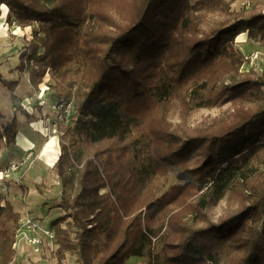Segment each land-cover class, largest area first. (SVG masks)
<instances>
[{"label": "trees", "instance_id": "16d2710c", "mask_svg": "<svg viewBox=\"0 0 264 264\" xmlns=\"http://www.w3.org/2000/svg\"><path fill=\"white\" fill-rule=\"evenodd\" d=\"M235 1L0 0L8 22L32 29L17 69L35 89L52 75L51 100L73 105L54 165L63 188L48 208L60 210L50 222L57 264L67 254L78 264H264V62L241 72L250 57L236 46L247 32L264 47V11L235 10ZM72 67L82 72L73 94L64 86ZM19 83L0 73L16 109L35 120ZM191 98L230 107L188 126ZM18 134L16 117L2 124L0 152ZM171 174L177 183L159 193ZM7 186L0 264H21L22 216Z\"/></svg>", "mask_w": 264, "mask_h": 264}, {"label": "rangeland", "instance_id": "374dc122", "mask_svg": "<svg viewBox=\"0 0 264 264\" xmlns=\"http://www.w3.org/2000/svg\"><path fill=\"white\" fill-rule=\"evenodd\" d=\"M197 0H190L191 3L196 2ZM254 6L259 8V9H264V3H251L250 0H236L233 4L232 7L235 10H245L246 13L250 11V9ZM0 12L2 14H7L9 9L6 5H1L0 6ZM6 19V20H5ZM17 25L15 23H10L7 21V17L4 18V22L1 25L0 30L4 32L5 36H9L11 39L10 45L0 43V73L4 76L6 80H14V81H20L17 89L15 90V94L19 99L22 101L20 102V105L26 109L29 113H33V115L36 117L34 121H43L44 124V117H49L53 118L54 116V110H52V106L56 104V102L52 101L51 96L53 95V92L55 91L53 89V86H55L57 83V79H54L52 75H47L44 79L43 84L40 86L39 89H35L30 82V77L29 73L23 72L20 73V71L17 69V67L20 64V55L21 52L23 51L26 43H29L32 40V35L31 31L32 29L30 27L28 28H21L23 29V32L19 29H17ZM18 30V32H16ZM15 32L23 37L22 40L18 41V45L20 47H17V50L15 53H4L2 49H9L12 46H16V38L17 36L14 35ZM257 46V51L251 54L249 51L245 53L244 55L249 58V61H247L241 68V72H248L250 70L255 71V72H260L262 64L264 62V47L260 44H256ZM243 48L246 46L242 45ZM247 49V48H246ZM251 54V55H250ZM15 61V62H14ZM16 63V64H15ZM18 63V64H17ZM7 64L6 68H3L4 65ZM17 65V66H16ZM73 69L71 72H69L68 77L66 78V82L64 83L65 89L71 91L73 94L76 90V88L80 85L81 80H82V72L79 71L76 67H72ZM191 106L193 107V110L191 111V114L189 116V119L187 121L188 126H193V125H199L202 123L203 120H206L208 118H216L220 116L224 111H226L227 108L230 107V105H225L220 108H202L197 106V102L195 99H190ZM0 126L2 124H5L6 122L11 121L14 117L17 118L18 123L23 124L22 129L23 132H29V129L27 128L26 125H29L30 120L33 119H28L25 115H23L19 110L16 109L14 106L12 99L10 97V94L8 90L0 84ZM171 122L174 123L175 125L180 122L179 119V113L178 111L176 114H174L171 117ZM29 121V122H28ZM25 123V125H24ZM31 123V122H30ZM45 126V124H44ZM66 125L65 126H59V130L62 128V130H66ZM20 128V125H19ZM57 137V135L53 136ZM63 137V139H61ZM61 139V149L63 144H68L69 138L66 136V132H63L62 136H59ZM15 147V146H14ZM10 149V148H9ZM5 149H3L0 152V161L2 160V153L4 152ZM6 151L9 152L7 149ZM34 155L33 153L28 154V158ZM30 156V157H29ZM2 164V173L5 175V171L8 170L10 166H5L3 162H0ZM29 170L32 171L34 166H37L36 162L31 163ZM14 165V164H13ZM47 165V164H46ZM258 168H263L262 165L257 164L255 165ZM47 167V166H46ZM76 167L75 165L71 166L70 169H68V175H72V173L76 172ZM41 169V168H40ZM42 170V169H41ZM44 170V169H43ZM47 174H45V177H40V180L37 181H29L26 180L24 181L28 185V190L29 188H33L36 190L35 192H38L42 197L44 198H53L55 195L60 196L62 192V180L61 178L57 175L56 169L50 168L44 170ZM11 173V172H10ZM9 173V174H10ZM31 173V172H30ZM24 176V175H23ZM44 178V179H42ZM23 179H20V181ZM37 183V184H36ZM177 183L176 178L173 174H171L167 179L162 180L159 182V193H162L167 190V188L172 185ZM77 181L75 180L74 187H76ZM30 186V187H29ZM6 189V188H5ZM26 190V189H24ZM6 192V191H5ZM74 193V192H73ZM29 194V191H28ZM28 194H25V191L23 193V197L25 201H27ZM26 195V196H25ZM37 196V195H36ZM8 199H11V193L10 191L7 194ZM9 199V201H10ZM57 199V198H56ZM48 201V200H47ZM11 202V201H10ZM12 204V202H11ZM44 204V203H43ZM13 205V204H12ZM46 205V204H45ZM43 208L46 210V206L42 205ZM229 204H228V196H226L215 208L212 209V219L214 221H217L227 210ZM14 210H16L15 206L13 205ZM50 207V206H49ZM48 212V210H47ZM50 212V210H49ZM45 213V211H44ZM56 213H60V210H54L51 215L43 219V216H40V218L35 217V218H29L27 214H20L22 216V232H27L26 239L29 244L34 245L36 248H40V259L39 260H34L33 255L34 253L32 252L31 254H21V252L16 248L17 246L15 245V249L17 251V261H21V264H57V261L54 257L53 250H52V242L49 240V238L46 236L45 231H41V228L43 227L44 224H46V229L49 231H52L50 229V222L54 218V215ZM27 216V217H26ZM26 217V219L24 218ZM52 219H51V218ZM47 219V220H45ZM26 220H30L32 222V225L34 227H26L24 224ZM39 221V222H37ZM21 233V232H20ZM37 240L38 244H35L34 241ZM34 243V244H33ZM158 250V246L155 245L152 249V252H156ZM76 255L75 254H67V258L65 261V264H78L76 261ZM149 263L148 259L145 260H140L139 264H146Z\"/></svg>", "mask_w": 264, "mask_h": 264}, {"label": "crops", "instance_id": "0c3cea01", "mask_svg": "<svg viewBox=\"0 0 264 264\" xmlns=\"http://www.w3.org/2000/svg\"><path fill=\"white\" fill-rule=\"evenodd\" d=\"M251 3H264V0H250ZM264 11V9H263ZM7 17V14H2L0 16V19H4ZM6 20V19H5ZM17 29L21 30L23 32V29L17 27ZM18 32V30L16 31ZM15 32L14 35L17 36L16 38V46L20 47L18 45V41L22 40L23 37L19 36ZM7 38L8 41H6L4 44L10 45L11 39L9 36H5L4 32L0 30V39ZM0 43H3V41L0 40ZM257 42H255L247 32L242 33L236 38V46L237 48L242 52V45L246 46L245 49L249 51L251 54L257 51ZM243 53V52H242ZM245 54V53H243ZM250 54V55H251ZM18 64V63H17ZM17 66V65H16ZM29 122V121H28ZM31 122V123H30ZM29 125H26L29 129V132H23L22 125L20 124L19 128V134L17 136V142L15 147H11L8 151L7 149L4 150L2 153V160L0 162H3L5 166H10L11 164L18 165L19 170L11 172L8 175H4L2 172H0V182L5 179V181H8V186L6 188V193L10 191L11 193V199H15L18 204H21L24 207V211H22L20 208H16V212L19 214H27L29 218H35L40 216H43V219L48 217L51 214H48L47 210L49 206H51L56 198L58 196H54L53 198H44L42 195H40L38 192L35 194L33 193L32 188H29L28 185L24 182L27 180L28 175L30 174L31 170L28 171L31 163L36 162L38 166L43 170L53 168L56 161L58 160L60 154H61V139L57 137H51L48 138V132L46 127L43 124V121H34L30 120ZM25 125V123H24ZM33 153L34 155L28 158V154ZM47 164V165H46ZM47 166V167H46ZM0 167H2V164L0 163ZM44 173L40 177H45ZM24 175V176H23ZM20 179H23L20 181ZM44 179V178H42ZM37 184V183H36ZM30 187V186H29ZM24 189H26V195L28 194L27 201H25L23 197ZM36 191V190H35ZM25 195V196H26ZM37 195V196H36ZM48 200V201H47ZM44 203V204H43ZM13 204V203H12ZM46 204V205H45ZM46 206V210L43 208V206ZM45 211V213H44ZM56 211V210H55ZM54 212V211H53ZM57 214V213H56ZM26 216V217H27ZM26 217H24L26 219ZM51 218V217H50ZM52 219V218H51ZM47 220V219H45ZM39 222V221H37ZM43 230L46 229V224L43 225ZM19 251L20 249L16 247ZM32 251H24L21 254H31L32 252L34 255H37L40 259V248H36L34 245H32Z\"/></svg>", "mask_w": 264, "mask_h": 264}, {"label": "built area", "instance_id": "2783aa9c", "mask_svg": "<svg viewBox=\"0 0 264 264\" xmlns=\"http://www.w3.org/2000/svg\"><path fill=\"white\" fill-rule=\"evenodd\" d=\"M50 106L53 107L52 110H54V116H53V118H49V117H46V116L44 117L45 118L44 119V124H45V127H46L47 132H48L47 137L51 138V137H53L55 135H57L58 137L62 136L64 131L62 130V128L59 130V126H65V125L67 126L70 123L71 118H72V114H73V105L72 104H62V103L57 104L56 103V104H54V106L51 105V104H50ZM31 156H32V154H31ZM17 170H19V166L12 164L8 168V170L5 171V174L8 175L10 172H14V171H17ZM4 191H6V189ZM24 225L26 227H28V228L29 227H34L30 220H26ZM22 231H21V233H23V234H25V236H27L26 235L27 232L25 233V232H22ZM44 231H45L46 236L52 242L53 237H54L53 231H49L47 229H45ZM34 243L38 244V241L35 240Z\"/></svg>", "mask_w": 264, "mask_h": 264}, {"label": "bare ground", "instance_id": "6f19581e", "mask_svg": "<svg viewBox=\"0 0 264 264\" xmlns=\"http://www.w3.org/2000/svg\"><path fill=\"white\" fill-rule=\"evenodd\" d=\"M4 22V19H0V28L2 23ZM1 41H3V43H5L6 41H8L7 38H2L0 39ZM243 53H247V50L245 48H241ZM4 53H15L17 50V46H12L9 49H2ZM15 62V61H14ZM16 64V63H15ZM7 64L4 65L3 68H6ZM44 173H46L44 170H41L39 167L34 166L31 173L28 175L27 180L29 181H37L40 180V176L43 175ZM33 193L35 194V190L32 188ZM12 203L13 205H15L17 207V209H21L22 211H24V207L21 204H18V202L12 198ZM41 231H44L43 228H41ZM16 246L20 249V251L23 253L24 251L28 250V251H32V245L28 243L25 234L21 233L17 239L16 242ZM33 259L34 260H39V257L37 255H33ZM28 264V263H27Z\"/></svg>", "mask_w": 264, "mask_h": 264}]
</instances>
